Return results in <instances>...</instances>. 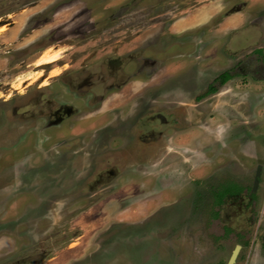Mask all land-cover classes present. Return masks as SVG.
Instances as JSON below:
<instances>
[{"label": "rangeland", "instance_id": "1", "mask_svg": "<svg viewBox=\"0 0 264 264\" xmlns=\"http://www.w3.org/2000/svg\"><path fill=\"white\" fill-rule=\"evenodd\" d=\"M0 25V264H264V0H0Z\"/></svg>", "mask_w": 264, "mask_h": 264}, {"label": "flooded vegetation", "instance_id": "2", "mask_svg": "<svg viewBox=\"0 0 264 264\" xmlns=\"http://www.w3.org/2000/svg\"><path fill=\"white\" fill-rule=\"evenodd\" d=\"M230 75V74H229ZM231 79V76L229 79H227L225 82H222L221 80V83L225 84L227 83L229 80ZM216 90V88L214 87H211L207 92L208 94L210 92H214ZM72 112V109L71 108H66V110L62 109L58 112L55 113V117L57 119V121H62L63 117L66 115V114H71ZM260 174H261V167L258 168L257 170V173H256V177H255V184H254V187L257 185V183L259 182V179H260ZM233 185H236L237 186V191L234 193V188H233ZM253 187V191L255 190ZM243 191V187L242 186H239L235 183H227L225 185H222L220 188L216 189V192L214 194V197H215V202L214 204L215 205H218V206H222V204L224 203L225 199L227 197H237L239 196V194ZM237 246V245H236ZM235 246V247H236ZM241 249H242V246H241ZM234 250V249H233ZM241 251V250H240ZM233 252V251H232ZM240 254V252H239ZM239 256V255H238ZM237 261V260H236Z\"/></svg>", "mask_w": 264, "mask_h": 264}, {"label": "bare ground", "instance_id": "3", "mask_svg": "<svg viewBox=\"0 0 264 264\" xmlns=\"http://www.w3.org/2000/svg\"><path fill=\"white\" fill-rule=\"evenodd\" d=\"M5 30V27L4 26H1L0 27V32L4 31ZM59 58V55L58 53H55L53 55H46L45 57H42L39 59L38 61V65H42L44 63H50V62H54L56 61L57 59Z\"/></svg>", "mask_w": 264, "mask_h": 264}, {"label": "water", "instance_id": "4", "mask_svg": "<svg viewBox=\"0 0 264 264\" xmlns=\"http://www.w3.org/2000/svg\"><path fill=\"white\" fill-rule=\"evenodd\" d=\"M240 250H241V245H237L234 248V250H233V252H232V254H231V256H230V258H229V260L227 262V264H235L236 263V260L238 258Z\"/></svg>", "mask_w": 264, "mask_h": 264}, {"label": "trees", "instance_id": "5", "mask_svg": "<svg viewBox=\"0 0 264 264\" xmlns=\"http://www.w3.org/2000/svg\"><path fill=\"white\" fill-rule=\"evenodd\" d=\"M220 78H221L222 82H225L227 79L230 78V75L225 72V73L221 74ZM233 188H234V193H235L237 191V186L233 185ZM263 245H264V237H263Z\"/></svg>", "mask_w": 264, "mask_h": 264}, {"label": "crops", "instance_id": "6", "mask_svg": "<svg viewBox=\"0 0 264 264\" xmlns=\"http://www.w3.org/2000/svg\"><path fill=\"white\" fill-rule=\"evenodd\" d=\"M0 27H1V25H0ZM11 28L12 27L8 28L7 30H4V31L0 32V35L2 36L3 34H6Z\"/></svg>", "mask_w": 264, "mask_h": 264}]
</instances>
